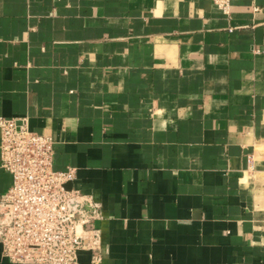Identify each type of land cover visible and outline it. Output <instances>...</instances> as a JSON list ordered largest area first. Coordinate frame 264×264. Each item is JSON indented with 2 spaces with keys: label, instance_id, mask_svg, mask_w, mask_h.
<instances>
[{
  "label": "crops",
  "instance_id": "crops-1",
  "mask_svg": "<svg viewBox=\"0 0 264 264\" xmlns=\"http://www.w3.org/2000/svg\"><path fill=\"white\" fill-rule=\"evenodd\" d=\"M229 2L0 0V116L100 206L77 264H264V0Z\"/></svg>",
  "mask_w": 264,
  "mask_h": 264
},
{
  "label": "built area",
  "instance_id": "built-area-1",
  "mask_svg": "<svg viewBox=\"0 0 264 264\" xmlns=\"http://www.w3.org/2000/svg\"><path fill=\"white\" fill-rule=\"evenodd\" d=\"M229 12V0H213ZM53 139L33 132L26 117L0 116V165L11 185L0 194V246L11 262L77 264L85 226L101 218L99 204L67 188L74 169L53 170Z\"/></svg>",
  "mask_w": 264,
  "mask_h": 264
},
{
  "label": "water",
  "instance_id": "water-1",
  "mask_svg": "<svg viewBox=\"0 0 264 264\" xmlns=\"http://www.w3.org/2000/svg\"><path fill=\"white\" fill-rule=\"evenodd\" d=\"M69 188V187H68Z\"/></svg>",
  "mask_w": 264,
  "mask_h": 264
}]
</instances>
